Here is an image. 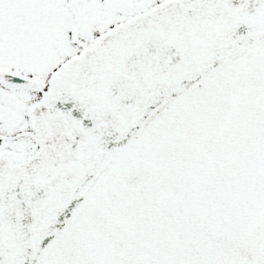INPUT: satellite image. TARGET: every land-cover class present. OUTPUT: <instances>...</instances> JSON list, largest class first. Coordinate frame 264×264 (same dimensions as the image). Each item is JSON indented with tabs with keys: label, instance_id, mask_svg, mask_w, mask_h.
<instances>
[{
	"label": "snow or ice",
	"instance_id": "snow-or-ice-1",
	"mask_svg": "<svg viewBox=\"0 0 264 264\" xmlns=\"http://www.w3.org/2000/svg\"><path fill=\"white\" fill-rule=\"evenodd\" d=\"M0 264H264V0H0Z\"/></svg>",
	"mask_w": 264,
	"mask_h": 264
}]
</instances>
